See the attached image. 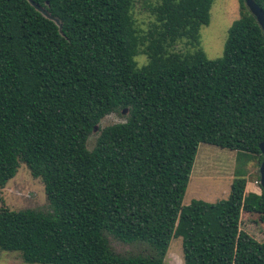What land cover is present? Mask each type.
Masks as SVG:
<instances>
[{
    "label": "trees",
    "instance_id": "trees-1",
    "mask_svg": "<svg viewBox=\"0 0 264 264\" xmlns=\"http://www.w3.org/2000/svg\"><path fill=\"white\" fill-rule=\"evenodd\" d=\"M33 1L61 26L29 0H0V202L22 161L54 213L0 206V250L28 264H163L182 235L187 264H264V242L240 227L243 211L264 220L245 170L227 199L183 203L201 143L263 160L264 32L245 0L218 59L200 47L215 0H157L147 33L136 0ZM106 232L155 254L122 256Z\"/></svg>",
    "mask_w": 264,
    "mask_h": 264
},
{
    "label": "rangeland",
    "instance_id": "rangeland-1",
    "mask_svg": "<svg viewBox=\"0 0 264 264\" xmlns=\"http://www.w3.org/2000/svg\"><path fill=\"white\" fill-rule=\"evenodd\" d=\"M157 0H136L133 14L138 27L149 32L155 17L150 7ZM240 17V0H215L211 9V21L201 28L200 47L208 58L218 59L224 54L228 30L232 23ZM193 47L185 41L175 46V51L181 53L192 52ZM139 66L148 62L145 54L137 56ZM126 111L112 112L106 115L92 134L87 146L92 150L101 130L109 125L126 121ZM260 157L242 156L241 159L234 150L221 148L215 145L201 143L195 159L190 182L184 197V205L189 206L193 200H203L216 203L229 197L231 186L239 168L245 170L247 180L245 193L256 192L261 194L260 186ZM2 201L5 206L16 211L34 210L52 214V207L45 191V183L40 176H35L29 166L20 161L15 176L10 179L1 190ZM241 229L247 231L260 242H264V220L260 213L242 212ZM105 236L111 248L122 256H147L155 254L154 250L145 242H126L116 238L109 232ZM184 239L182 235L174 236L170 247L163 259V264H187L184 253ZM0 264H28L23 261L19 252L0 250Z\"/></svg>",
    "mask_w": 264,
    "mask_h": 264
},
{
    "label": "water",
    "instance_id": "water-1",
    "mask_svg": "<svg viewBox=\"0 0 264 264\" xmlns=\"http://www.w3.org/2000/svg\"><path fill=\"white\" fill-rule=\"evenodd\" d=\"M29 1L33 6L36 7V9L38 11H40L46 17L54 19L61 26L60 21L57 18L52 17L50 15V13L45 8L38 5L33 0H29ZM245 4L249 8L251 13L256 17L258 23L260 24V26L262 27L263 32H264V9L255 0H245ZM123 111H126L127 113H129V109H124ZM97 126L98 125H96V127ZM95 128H94V130H95ZM260 149H261V152L263 155V160H262V163L260 166V185H261L262 189L264 190V141L260 144Z\"/></svg>",
    "mask_w": 264,
    "mask_h": 264
}]
</instances>
